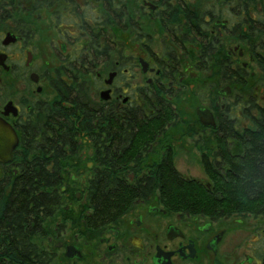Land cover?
Here are the masks:
<instances>
[{
    "label": "flooded vegetation",
    "instance_id": "1",
    "mask_svg": "<svg viewBox=\"0 0 264 264\" xmlns=\"http://www.w3.org/2000/svg\"><path fill=\"white\" fill-rule=\"evenodd\" d=\"M2 34L0 117L14 129L16 148L39 113L72 105L74 97L62 89L78 73L88 76L91 97L104 104V142L84 137L56 145L70 158L56 175L62 182L55 190L58 206L42 218L46 264H264L261 209L251 210V201L235 209L214 205L236 195L226 184L251 163L245 158L251 143L234 140L255 130L264 108V0H0ZM127 34L138 37L128 40ZM103 44L104 59L97 61L95 47ZM211 71L216 80L207 84ZM106 90L109 98L101 101ZM192 92L199 104L191 112L185 100ZM147 96L164 101L170 118L153 129L154 141L127 142L129 109L141 111ZM7 104L11 110L3 116ZM241 117L251 125H238ZM96 125L92 117L94 139L102 130ZM118 132L122 143L114 142ZM180 156L201 177L181 172ZM12 159L0 163V187L17 174ZM164 162L204 191L193 193L192 201L175 191L168 201L161 198L154 170ZM102 163L120 168L135 199L119 216L95 222L88 188Z\"/></svg>",
    "mask_w": 264,
    "mask_h": 264
},
{
    "label": "trees",
    "instance_id": "2",
    "mask_svg": "<svg viewBox=\"0 0 264 264\" xmlns=\"http://www.w3.org/2000/svg\"><path fill=\"white\" fill-rule=\"evenodd\" d=\"M134 29L135 27L132 28ZM130 30L129 24V33ZM131 37L136 39L138 36L127 34L128 40ZM96 40L97 44L98 39ZM103 47L104 44L102 48L97 45L95 47L97 61L104 59L101 51ZM66 85L63 86L62 94L74 97L72 105L67 103L65 107H60L53 104L43 114L39 113V118L22 133L20 145L13 153L12 161L18 167L16 176L9 182L6 176L0 187V264H46L40 243L42 218L53 215L58 206L55 190L62 182L56 175L59 174L62 163L67 165L70 158L64 154L63 148H57L56 145H75L79 138L84 137L104 142V104L99 105L91 97L92 87L88 76L78 73ZM97 86L98 80L94 88ZM143 101L141 111L129 109V131L125 135L127 142L154 141L153 129H163L170 118L164 101L159 102L148 96ZM152 110H158V113L150 114ZM92 117L97 121V130L102 129L97 139H94V131L91 129ZM77 125L79 133L75 131ZM253 126L254 131L246 132L234 140L251 143V149H247L250 153L245 155V158L251 159V163H247L246 168L238 172L239 180L226 184V191H233L236 195L226 197L222 205H214L235 209L238 206L249 207L251 201V210L258 212L257 209H261L258 214H264V108L259 110ZM137 128L141 130L135 131ZM144 128L148 130H143ZM120 134L117 133L115 143L124 142L120 138L123 135ZM154 171L159 176L154 189L159 190L161 198L166 201L173 191L181 193L182 201H192L197 198L193 193L204 191L198 184L177 178L171 162H164ZM120 175L118 166L108 168L104 163L97 165L94 179L88 188V200L93 208L95 222L119 216L135 199V188L123 182ZM211 185L214 192L222 189L217 182H212ZM238 191H243L244 195L237 196Z\"/></svg>",
    "mask_w": 264,
    "mask_h": 264
},
{
    "label": "water",
    "instance_id": "3",
    "mask_svg": "<svg viewBox=\"0 0 264 264\" xmlns=\"http://www.w3.org/2000/svg\"><path fill=\"white\" fill-rule=\"evenodd\" d=\"M10 36L4 40V43H8L10 41ZM1 56V55H0ZM139 63L142 67V71L146 70L147 64L140 59ZM115 73L109 75L107 80L105 81L106 85L111 84L112 79L114 78ZM109 98V91H101L100 100L107 101ZM11 110L10 104H7L4 108L3 116L8 115ZM18 143V137L14 131V129L2 118L0 117V163H8L13 156V151L16 148ZM0 178H1V169H0Z\"/></svg>",
    "mask_w": 264,
    "mask_h": 264
},
{
    "label": "rangeland",
    "instance_id": "4",
    "mask_svg": "<svg viewBox=\"0 0 264 264\" xmlns=\"http://www.w3.org/2000/svg\"><path fill=\"white\" fill-rule=\"evenodd\" d=\"M2 37H3V34H2V36L0 37V40L2 39ZM31 42H33L32 44L34 45V47H36V48H34V49H36V58H37V60H39V59L41 58V56H42V54H41L42 49H41V41H40V38L35 37V39H33ZM10 50H12V49H10ZM209 74H210V75H209V77H208L207 84L210 83V82H214V81L216 80V79L214 78L215 71H211ZM215 83H216V82H215ZM210 88H214V85H213L212 87H210ZM198 92L200 93V91H198ZM48 93L50 94V93H52V92L49 90ZM196 97H198L197 93H195V92L193 93V92H192V93L190 94V97H189V98H186V100H185V105L187 106V109H191V110H190L191 112H192L193 109L199 104V103H198L199 100H198ZM238 111H239L240 113H242V112H241L242 109H239ZM241 118H242V117H241ZM238 125H240V126H250V125H251V122H250V120H248V119H246V118H242V119H239V120H238ZM184 153H185V152L181 153V156H182L183 158L188 157V155L185 157V154H184ZM181 156L179 157V159H178V157H177V160H176L177 168H178L181 172H184V173H186V174H194V175H199V177H201V175H200L201 173L199 172L200 170L197 169L196 167H193V166H191V165H189V164H186ZM200 179H203V177L200 178ZM241 234H242V233H241ZM242 235H243V234H242Z\"/></svg>",
    "mask_w": 264,
    "mask_h": 264
}]
</instances>
